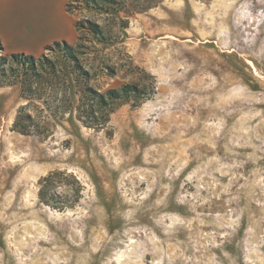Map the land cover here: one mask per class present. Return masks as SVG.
Here are the masks:
<instances>
[{
    "label": "rangeland",
    "instance_id": "obj_1",
    "mask_svg": "<svg viewBox=\"0 0 264 264\" xmlns=\"http://www.w3.org/2000/svg\"><path fill=\"white\" fill-rule=\"evenodd\" d=\"M69 12L102 31L75 26L82 71L49 49L31 71L0 63V264H264V0ZM124 83L154 92L111 101L102 127L77 119L86 89ZM56 169L81 184L71 207L38 198Z\"/></svg>",
    "mask_w": 264,
    "mask_h": 264
},
{
    "label": "trees",
    "instance_id": "obj_2",
    "mask_svg": "<svg viewBox=\"0 0 264 264\" xmlns=\"http://www.w3.org/2000/svg\"><path fill=\"white\" fill-rule=\"evenodd\" d=\"M73 1L78 0H67L66 9L71 10V5ZM84 3L94 7L109 6L114 2V0H82ZM77 29L85 28L95 35L102 33L101 27L96 23L88 19H79L75 22ZM45 49L57 50L63 57L71 60L73 64L80 71L81 67L78 64V60L75 54V49L67 41H54L51 44L46 45ZM0 50L4 51V47L0 41ZM6 55L0 56V63L2 64L4 60L9 58L12 63L22 66L26 70H34L37 61L40 57L33 56L31 54H25L23 52H11L5 53ZM6 71L0 65V77H3ZM87 93L80 99V103L77 106V119L80 120L85 126L88 127H102L108 120V115L106 113V108L110 105L111 101L123 98V97H135L138 100L148 98L152 91H147L145 88L132 83H124L119 87L109 88L104 92H98L92 88L86 89ZM34 126V118L30 113L27 112V107L22 105L13 121V129L28 133L32 130ZM72 174L66 173L64 170H52L46 175L42 176L39 181L38 198L40 201L49 203L60 202V208L71 207L74 200L77 199L81 184L77 179L73 177V182H63L62 179H67ZM63 184L69 188L73 193L74 199H65L58 201L55 198L54 189Z\"/></svg>",
    "mask_w": 264,
    "mask_h": 264
},
{
    "label": "crops",
    "instance_id": "obj_3",
    "mask_svg": "<svg viewBox=\"0 0 264 264\" xmlns=\"http://www.w3.org/2000/svg\"><path fill=\"white\" fill-rule=\"evenodd\" d=\"M67 0H0V41L4 51L39 56L46 45L76 39Z\"/></svg>",
    "mask_w": 264,
    "mask_h": 264
}]
</instances>
